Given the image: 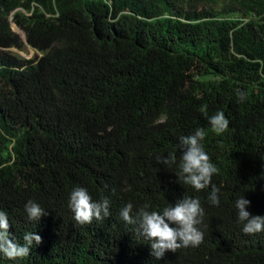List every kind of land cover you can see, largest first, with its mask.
<instances>
[{"label":"trees","instance_id":"trees-1","mask_svg":"<svg viewBox=\"0 0 264 264\" xmlns=\"http://www.w3.org/2000/svg\"><path fill=\"white\" fill-rule=\"evenodd\" d=\"M26 47L33 58L10 50ZM220 111L229 126L216 134L208 117ZM197 129L218 206L211 186L176 175L180 138ZM169 153L170 168L156 159ZM75 187L107 198L109 217L76 224ZM242 196L264 216V0H0V210L18 242L42 238L0 264H264V232L237 219ZM183 197L200 200L203 242L155 259L120 209L162 212ZM29 200L47 212L38 222Z\"/></svg>","mask_w":264,"mask_h":264},{"label":"clouds","instance_id":"clouds-1","mask_svg":"<svg viewBox=\"0 0 264 264\" xmlns=\"http://www.w3.org/2000/svg\"><path fill=\"white\" fill-rule=\"evenodd\" d=\"M236 96L241 103L246 99L243 91L237 90ZM208 121L216 134H223L228 130L229 120L222 111L208 117ZM205 135L203 129H197L194 134L180 138L178 148L182 155L176 175L183 184L191 186L197 192L211 186L208 199L212 205L218 206L219 188L212 185V177L219 169L204 150L202 141ZM156 159L169 168L176 163L174 153H169L167 158L157 156ZM109 203L107 198L94 202L86 188L75 187L69 194L68 207L74 214L76 224L84 226L91 224L94 219L104 220L109 217ZM249 204L250 201L243 196L235 202L238 222L243 225L242 232L247 235L262 233L264 216L252 215L246 210ZM24 208L29 221L38 222L42 216L47 215L45 209L32 200L27 201ZM147 208L145 205L133 215V205L128 203L120 209L119 214L125 223L136 226L138 237L150 242V255L155 259L163 258L166 252L176 253L181 248L198 247L203 242L204 234L198 226L203 223L204 210L199 198L183 197L175 204L165 207L162 212L149 211ZM9 228L7 213L0 210V254L8 260L25 258L34 247L42 243L41 236L34 232L25 233L23 243H20L9 232Z\"/></svg>","mask_w":264,"mask_h":264},{"label":"rangeland","instance_id":"rangeland-1","mask_svg":"<svg viewBox=\"0 0 264 264\" xmlns=\"http://www.w3.org/2000/svg\"><path fill=\"white\" fill-rule=\"evenodd\" d=\"M11 27H12V30L13 31H15L16 33H18L23 38V35H22V31L21 30H18V28H16V26L13 25V24H12ZM10 50L13 53L18 54L19 56L24 57L26 59L33 58V56L36 54L35 51L33 49H31L30 47H26V49H24V51H19V50H15V49H10ZM2 86H5V85H2ZM4 89H6V87ZM5 91H7V89Z\"/></svg>","mask_w":264,"mask_h":264},{"label":"water","instance_id":"water-1","mask_svg":"<svg viewBox=\"0 0 264 264\" xmlns=\"http://www.w3.org/2000/svg\"><path fill=\"white\" fill-rule=\"evenodd\" d=\"M19 30V29H18ZM22 35H23V38H24V34H23V32H22Z\"/></svg>","mask_w":264,"mask_h":264}]
</instances>
